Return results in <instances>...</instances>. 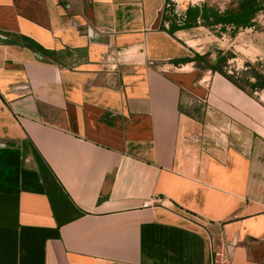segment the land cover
Returning a JSON list of instances; mask_svg holds the SVG:
<instances>
[{"label":"crops","instance_id":"crops-1","mask_svg":"<svg viewBox=\"0 0 264 264\" xmlns=\"http://www.w3.org/2000/svg\"><path fill=\"white\" fill-rule=\"evenodd\" d=\"M169 1L0 0V264H264V90Z\"/></svg>","mask_w":264,"mask_h":264},{"label":"trees","instance_id":"trees-1","mask_svg":"<svg viewBox=\"0 0 264 264\" xmlns=\"http://www.w3.org/2000/svg\"><path fill=\"white\" fill-rule=\"evenodd\" d=\"M263 12L264 0H238L235 9H226L223 12L205 5L201 7H187L182 24L179 26L172 25L168 31L172 34L177 30L202 27L216 33L218 37L228 34L230 39H233L240 30L256 28L254 19L258 14ZM229 58L230 56L223 58V60H218L216 66H209L208 69L219 73L230 83L248 93L254 90H264V76L259 73L253 71L249 73V76L254 80L253 83H250L245 78L238 79L235 75H227L223 68L226 60ZM244 76L246 75L244 74Z\"/></svg>","mask_w":264,"mask_h":264},{"label":"rangeland","instance_id":"rangeland-1","mask_svg":"<svg viewBox=\"0 0 264 264\" xmlns=\"http://www.w3.org/2000/svg\"><path fill=\"white\" fill-rule=\"evenodd\" d=\"M172 2L169 1L170 8L168 12V18L170 21H178L181 18V14L183 9H186L188 5L190 4V1L195 0H172ZM238 0H205L204 5H208L209 8H212L214 10L223 12L226 9H235L236 4ZM180 15V16H179ZM257 20L260 21L262 24H264V12L257 15ZM216 30V29H215ZM255 30L258 33L264 34V28L262 26H256ZM209 32L208 39H205L206 45H204V41H200L201 37L204 36L206 32ZM230 31V30H228ZM240 33H243L241 36H237L235 39H230L228 34H223L221 37H218L216 33L209 31V30H203L198 29L195 31L198 39H200L197 42L191 43L193 47L196 49H199L200 46H208V50L214 57L217 56V53L224 52V57H232L233 59L226 60L225 66L223 68L224 72H226L227 75H233L234 73L242 72L241 66L244 64L243 60L248 59L251 57L254 53L249 47V41H248V34H244L243 31H239ZM262 42H259V40L254 41L251 43V46H255L256 49L259 51V48H262L263 45ZM201 51H204L201 50ZM206 51V49H205ZM258 53V52H257ZM264 55V50L261 52ZM264 62V59L262 60V63ZM236 77V76H235Z\"/></svg>","mask_w":264,"mask_h":264},{"label":"built area","instance_id":"built-area-1","mask_svg":"<svg viewBox=\"0 0 264 264\" xmlns=\"http://www.w3.org/2000/svg\"><path fill=\"white\" fill-rule=\"evenodd\" d=\"M170 2H172V4L174 5V3H173V1L172 0H170ZM167 8H170V4L168 3V5H167ZM184 10L182 11V14H181V18L183 19V17H184ZM180 16V15H179ZM160 202H161V200L158 198V197H156V198H154L151 202H145L142 206H143V208H148V207H151L152 206V204H160ZM216 255H218V254H216ZM223 264H230L229 263V261H228V259H224V261H223Z\"/></svg>","mask_w":264,"mask_h":264}]
</instances>
